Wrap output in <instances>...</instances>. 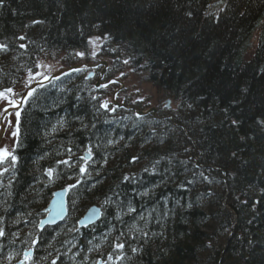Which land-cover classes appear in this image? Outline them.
Wrapping results in <instances>:
<instances>
[{
    "label": "trees",
    "instance_id": "obj_1",
    "mask_svg": "<svg viewBox=\"0 0 264 264\" xmlns=\"http://www.w3.org/2000/svg\"><path fill=\"white\" fill-rule=\"evenodd\" d=\"M213 1L4 0L0 92L22 88L40 59L90 63L76 53L101 37V61H128L173 101L193 143L166 115L101 108L107 90L80 72L36 89L19 112L16 163L2 165L0 264L30 246V264H264V0H226L219 19L206 15ZM193 144L199 165L220 171L197 169ZM63 189L66 218L37 228ZM93 206L99 221L79 228Z\"/></svg>",
    "mask_w": 264,
    "mask_h": 264
},
{
    "label": "rangeland",
    "instance_id": "obj_2",
    "mask_svg": "<svg viewBox=\"0 0 264 264\" xmlns=\"http://www.w3.org/2000/svg\"><path fill=\"white\" fill-rule=\"evenodd\" d=\"M226 0H214L211 5L209 6L206 15L208 16H212L214 18H216L219 13L222 11V9L224 8ZM260 36V32H255L252 35V40L249 43L248 47L250 49H252L254 46H256L258 38ZM107 46L105 43V40L101 37H95V38H91L88 41V49L86 51V53L84 54V56H86L90 61V63H83L84 65H89V64H94V62H98L101 61V59L104 56V52L106 51ZM77 59H79L80 61L83 59V57L77 56ZM107 60V59H105ZM124 61L126 60H121V62H119V60L117 62H113L112 65L109 64V68L107 70V74H106V78L103 80L106 81L107 79H118L124 86L123 90L117 94L116 96V100L119 101V103H128L129 106L132 107H136L141 109L142 111L148 110V109H163L164 112L160 115H169L172 117L173 112L176 110L177 106L176 104L163 97L162 94H160L158 91H156L152 86H150L149 84L146 83L144 76L141 73H137L134 72L130 66L128 65V63H125ZM96 62V63H97ZM107 62V61H106ZM41 65L40 67H37V65ZM82 64V63H81ZM79 65V64H78ZM65 69V66L61 64V61L59 60V58H47V59H40L36 66L35 69L33 71H29L26 73L24 80L22 82V88H20L18 91H12V93H7L8 99L12 100V101H16L19 100V98L21 97L22 92L29 87L30 85H32L34 82L41 80L43 78H45V76H50L53 75L57 72H59V70L61 69ZM92 71H85V73L83 72L84 75H87L89 73H91ZM97 74H94L92 81L93 83L96 82V80H98V70L96 71ZM31 73V75H30ZM37 73H40L41 75H37ZM117 88L116 86H111V88H102L101 90H107V95L105 97L104 100H102V102H106L108 103L109 107L111 106V98H112V94L114 92V90ZM5 92V91H4ZM101 102V103H102ZM8 106L7 100L4 99H0V109L4 108ZM112 109V108H109ZM111 111V110H110ZM16 112L14 114L11 115L10 118V122H11V126L8 125V129L5 130L6 133L4 135V138L0 144V149H8L11 153L13 151V147H14V140H15V136L12 135V133L16 130ZM184 129V128H183ZM183 135H185V137H187V133L184 129V131L181 129ZM199 152V150H198ZM87 152H84L83 155H86ZM194 153H195V149H194ZM198 153H196V155L194 154V156H197ZM71 158V157H70ZM114 162V160H113ZM3 164H9V161H5ZM0 164V171H3L2 169V165ZM210 167V166H208ZM213 168V167H212ZM217 169V168H214ZM219 170V169H218ZM97 207V206H95ZM37 217V216H36ZM43 217H39L38 221L40 222V220ZM39 222L37 225V228L39 226ZM21 234H25L26 237L28 238H32V231L30 230V227L27 228L24 232H22ZM20 234V235H21ZM31 251L32 252V246L27 247L26 251ZM101 253V251H96V254ZM24 254V253H23ZM95 255V254H94ZM23 260V256L22 257H11L8 264H20V261ZM100 262V264H104V261H101V257L100 259H98L96 262H94L93 264H97V262ZM31 261H28L27 264H30Z\"/></svg>",
    "mask_w": 264,
    "mask_h": 264
},
{
    "label": "water",
    "instance_id": "obj_3",
    "mask_svg": "<svg viewBox=\"0 0 264 264\" xmlns=\"http://www.w3.org/2000/svg\"><path fill=\"white\" fill-rule=\"evenodd\" d=\"M102 68L100 71V77L98 79V81L95 83L94 88L95 89H102L105 86H108L112 83H119V89L117 91H115V93L112 95L111 101L112 104L115 108L119 109V110H125V111H132L134 113V115L138 118H144L147 116H152V118L154 120H157L156 117V110L155 109H148L145 111H142L139 108L136 107H127L124 104H117L116 102V94L121 92L123 90V84L118 80V79H113L110 80L106 83H101V80L103 78V76L105 75L106 69L108 68V64L106 61H102L100 63H97L95 65H75L73 67H69L66 69H63L53 75L50 76H46L48 77L47 79L43 78L41 80H38L36 82H34L26 91L23 92V94L21 95V97L19 98V100L14 101L16 106H12V105H8L6 106L8 108V112L4 113L3 116L1 117L2 121H4L5 117H7L12 111H20L22 109V107L24 106L25 102L27 101V99L29 98L28 96V92L32 91V93L39 87H43L45 85H48L49 83L59 79L60 77L72 73V72H78L81 70H95L97 68ZM93 76V73H89L88 75V79L91 78ZM165 119L172 121V117L171 116H167ZM181 128L183 131V127H179ZM5 128L3 127V125H0V142L2 141V139L4 138L5 135ZM187 138L189 140H191V138L187 135ZM192 142V140H191ZM193 143V142H192ZM194 145V144H193ZM194 149H195V155L196 153H198V149L195 147L194 145ZM86 157V156H85ZM194 162H195V167L197 169H205V170H211V171H220L218 169H214L212 167H203L201 165H199L198 163V158L195 156L194 158ZM223 179H224V174H223ZM66 195H67V189H63V190H59L53 193L52 199L49 202V205L47 206V208L44 210V217L41 219L44 221L43 224H41L39 222V229H43L45 227H53L57 224H60L67 215V209H66ZM55 210V211H54ZM61 210H63V214L62 215H56V213L61 212ZM227 213H229L230 215L234 216L233 213L226 208ZM101 216V211L98 207H91L89 208L85 214L81 217V219L78 221V227L79 228H84V227H88L91 226L95 223H97L100 219ZM54 217V218H53ZM40 220V221H41ZM82 221V222H81Z\"/></svg>",
    "mask_w": 264,
    "mask_h": 264
},
{
    "label": "snow or ice",
    "instance_id": "obj_4",
    "mask_svg": "<svg viewBox=\"0 0 264 264\" xmlns=\"http://www.w3.org/2000/svg\"><path fill=\"white\" fill-rule=\"evenodd\" d=\"M4 6V0H0V7H3ZM189 15H191V13H189ZM217 19H219V17H217ZM34 23H40L39 21H35ZM19 40H24L25 37L24 36H20L18 37ZM21 48H24L25 45L24 44H21L20 45ZM6 49V45H0V50H5ZM77 56H80V57H83L84 56V53L83 52H78L76 53ZM125 63H128V61H124ZM41 65H37V67H40ZM31 75V73H30ZM37 75H41L40 73H37ZM48 77L45 76V79H47ZM12 89L11 88H8L6 89L5 92H0V99H4V100H7V103L8 105H12V106H16L15 105V102L8 99V96H7V93H12ZM32 91L28 92V96H32ZM100 107L105 109L106 111L107 110H111V111H115V108H112V109H109V105L108 103L106 102H102L100 104ZM8 112V108L7 107H4L2 109H0V116H3L4 113H7ZM16 130L12 133L13 136H16L18 131H19V116H20V113L17 111L16 112ZM6 118V117H5ZM233 125H235L237 123V121H232ZM258 123L261 125V126H264V120H260L258 121ZM9 125L11 126V122L9 121ZM88 155H91V152L89 151ZM81 159H84L83 157ZM5 161H9V163L11 165H15L16 163V157L14 155H12V153L8 150V149H0V164H3ZM63 163H68L67 161H64ZM8 171V168L5 167L3 169L2 172H0V176H2L4 173H6ZM80 171L81 173H85L87 171L86 168L84 167H81L80 168ZM48 175L51 176L52 175V170H49L48 172ZM127 179V177L125 178ZM55 211V210H54ZM129 212H134L135 209L134 208H131V206H129V209H128ZM63 214V210H61V212L59 213H56V215H62ZM54 218V217H53ZM143 219V217H142ZM82 222V221H81ZM41 224L44 223L43 220L40 221ZM5 236V231L3 228H0V238H3ZM35 243H38V241H33V244ZM124 244L123 243H118L116 245V248L117 249H123L124 248ZM133 251H136V249H133ZM112 257L109 256V260H111ZM32 260V253L31 251H26L24 252L23 254V260L20 261V264H27L28 261H31ZM51 264H57V260L56 259H53ZM97 264H100V262L98 261Z\"/></svg>",
    "mask_w": 264,
    "mask_h": 264
},
{
    "label": "bare ground",
    "instance_id": "obj_5",
    "mask_svg": "<svg viewBox=\"0 0 264 264\" xmlns=\"http://www.w3.org/2000/svg\"><path fill=\"white\" fill-rule=\"evenodd\" d=\"M98 63H100V62H98ZM80 65H81V64H80ZM63 69H64V68H63ZM63 69H61V70H63ZM65 69H66V67H65ZM61 70H59V71H61ZM106 70H108V69H106ZM82 71H83V70L78 71V72L82 73ZM72 73H73V72H72ZM82 74H83V73H82ZM99 74H100V72H99ZM99 74H98V77H100ZM83 75H84V74H83ZM88 75H89V74L84 75L85 78H86V80H88V81H92L93 76H92L91 78L88 79ZM62 77H63V76H62ZM106 77H107V76H106V72H105V75L103 76V78H102V80H101V83H106V82H108V81H110V80H113V79L111 78V79H107L106 81L103 82V80H104ZM98 79H99V78H98ZM97 81H98V80H96V82H97ZM92 82H93V81H92ZM96 82H95V83H96ZM95 83H93V84L95 85ZM94 85H93V89L97 91L98 89H95V88H94ZM116 85H117V88L114 90V92H113V94H114L115 91H117V90L119 89V83H117V82H116V83H112V84H110V85H108V86H105L104 88L107 89V88H109V87L111 88V86H116ZM30 86H31V85H30ZM30 86H29V87H30ZM29 87H27L24 91H26ZM39 88H40V87H39ZM123 88H124V86H123ZM37 89H38V88H37ZM99 90H101V89H99ZM24 91H23V92H24ZM23 92H22V94H23ZM33 93H34V92H33ZM119 93H120V92H119ZM22 94H21V95H22ZM113 94H112V95H113ZM117 94H118V93H117ZM117 94H116V96H117ZM115 99H116V97H115ZM111 102H112V101H111ZM116 102H117V104H119V101L116 100ZM120 104H121V103H120ZM122 104H124V103H122ZM111 108H115V107L113 106L112 103H111ZM115 110H116V111H119V109H117V108H115ZM155 110H156V109H155ZM123 111H125V110H123ZM15 112H17V111H12V112H11V113H10L5 119H4V120H6V121L9 122V121H10V118H11V115L14 114ZM18 112H20V111H18ZM110 112H115V111H110ZM160 114H161V113H158L157 110H156V117H157V120H156V121H160V120H163V119H164V117H159V116H161ZM150 116H151V115H150ZM167 116H169V115H166V117H167ZM151 117H152V116H151ZM166 117H165V118H166ZM152 119H153V118H152ZM170 122L173 123V125H174L175 128L182 127V126H180V125H175V123H174V119H173V118H172V121H170ZM179 129H181V128H179ZM70 157H71V158H70ZM80 157H81V156H79V157H78V156H77V157L69 156L68 158H69L70 161H76V162L74 163V165H75V164L78 162V159H79ZM84 160H88L87 156L84 157ZM225 209H226V206H225ZM31 253H32V252H31Z\"/></svg>",
    "mask_w": 264,
    "mask_h": 264
},
{
    "label": "flooded vegetation",
    "instance_id": "obj_6",
    "mask_svg": "<svg viewBox=\"0 0 264 264\" xmlns=\"http://www.w3.org/2000/svg\"><path fill=\"white\" fill-rule=\"evenodd\" d=\"M97 62V61H96ZM96 62H94V64H89V65H95V64H97L98 62H101V61H98L97 63ZM107 64H108V68H109V63L107 62ZM107 68V69H108ZM101 69L102 68H97V69H95V70H92V73H93V76H94V74H97V70L100 72L101 71ZM85 71H89L90 72V70H83L82 71V73L84 72L85 73ZM98 72V73H99ZM106 74H107V70H106ZM126 105V104H125ZM1 117L2 116H0V125L2 124L3 125V127L7 130L8 129V125H9V122L8 121H6V120H4V121H2V119H1ZM5 133H6V131H5ZM3 140V139H2ZM2 142V141H1ZM1 142H0V144H1Z\"/></svg>",
    "mask_w": 264,
    "mask_h": 264
}]
</instances>
